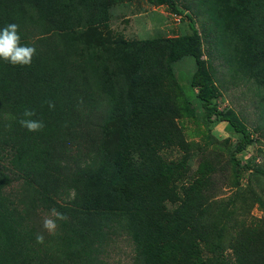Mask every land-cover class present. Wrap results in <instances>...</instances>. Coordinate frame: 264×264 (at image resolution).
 <instances>
[{
  "label": "trees",
  "instance_id": "obj_1",
  "mask_svg": "<svg viewBox=\"0 0 264 264\" xmlns=\"http://www.w3.org/2000/svg\"><path fill=\"white\" fill-rule=\"evenodd\" d=\"M131 1L0 0V28L18 24L21 45L36 48L31 65L0 60V264H113L122 242L133 264H264V162L240 157L258 139L221 109L225 79L204 46L224 58L227 83L254 87L264 136V0H195L207 39L183 0H137L190 19V33L153 46L112 30ZM25 108L42 131L21 127ZM223 122L238 138L222 140V157ZM174 150L182 158L169 160ZM225 171L236 190L215 198ZM53 208L67 219L50 234Z\"/></svg>",
  "mask_w": 264,
  "mask_h": 264
},
{
  "label": "rangeland",
  "instance_id": "obj_2",
  "mask_svg": "<svg viewBox=\"0 0 264 264\" xmlns=\"http://www.w3.org/2000/svg\"><path fill=\"white\" fill-rule=\"evenodd\" d=\"M183 2L190 5L191 9L187 10V12L192 15V19L196 23L197 28L203 34V38L207 39L208 32L206 31L203 23L210 25L211 21L207 19V22H205L204 18L206 16H204V13L202 15H200L199 12L196 13L197 1L183 0ZM119 11L121 16L118 20H113L112 30L123 34L129 40H142L143 42H150V45L153 46V42L156 40H163L168 37H178L182 33L191 32L189 25L190 19L184 14L178 15L171 13L169 8L166 6H155L148 3L147 1L138 2L137 0H133L130 3H127V5L124 4L123 6L119 7ZM214 36L215 35H212L210 38H214ZM204 46L207 57L209 59L211 58L214 65L217 67L218 76L223 80L225 79V84L221 87L222 96L219 99V105L221 109H227L229 107L236 109L247 121L248 128L253 138L258 139L254 144L250 145L247 152L240 155V157H243V159L254 157L257 161L256 163H263L264 136L257 134L256 129L254 128L256 122L260 118L259 115L261 110V108L258 107L260 99L255 94L254 87L252 85L245 86L243 80L240 81L239 84L233 85L234 80L230 78H227V83L226 75L228 73L226 69L228 66L225 64L224 58L219 52H216L211 46H209L207 42ZM210 53H212V55ZM190 64L181 63L179 70H189ZM177 73L178 77L182 79V84L184 86L189 85V80L183 78L184 75H181V72ZM188 92L192 93V91ZM185 128L189 139H201L200 135L197 134L199 126L196 123L189 121ZM213 134L221 141L213 147V151L214 153H219L222 157L225 156V154L222 151H218L219 144L222 143V140L225 138H231L234 139V141H237L238 138V136L234 135L227 127L226 122L215 125ZM182 155L183 153L174 150L167 155V158L169 160H176L182 158ZM201 162L202 160L199 156H193L191 160L193 173L198 169ZM227 175L228 171H225L224 174H220V180L211 186L215 198L234 194L236 190V184H230L227 180ZM230 175H232L231 171ZM248 175H251V173L245 172L242 179V185H245V187L247 185ZM251 211L257 215L261 214L257 203L251 209ZM109 260L113 264H133L130 246L122 242L121 248L112 251Z\"/></svg>",
  "mask_w": 264,
  "mask_h": 264
},
{
  "label": "clouds",
  "instance_id": "obj_3",
  "mask_svg": "<svg viewBox=\"0 0 264 264\" xmlns=\"http://www.w3.org/2000/svg\"><path fill=\"white\" fill-rule=\"evenodd\" d=\"M21 36L19 35V25L16 23H9L5 27L0 28V60L10 63L13 66H28L31 65L36 48L34 46L21 45ZM50 109L55 108V103L51 100L45 101ZM36 112L30 108H25L22 117L19 119L21 127L27 129L29 132H39L45 128L42 120L33 119ZM74 198V192H73ZM52 215L56 219L45 218L43 220V228L50 234H55L57 228V220L63 221L67 219L64 213L58 212L55 208L51 210ZM37 243H44L43 233H38L36 236Z\"/></svg>",
  "mask_w": 264,
  "mask_h": 264
}]
</instances>
